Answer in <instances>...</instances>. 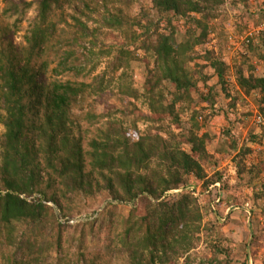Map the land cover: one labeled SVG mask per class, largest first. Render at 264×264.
<instances>
[{
	"label": "trees",
	"instance_id": "16d2710c",
	"mask_svg": "<svg viewBox=\"0 0 264 264\" xmlns=\"http://www.w3.org/2000/svg\"><path fill=\"white\" fill-rule=\"evenodd\" d=\"M248 1L232 5L248 8ZM2 3L0 264H188L204 236L212 256L199 264H254L264 204L250 210L249 252L247 243L213 236L229 208L241 211L264 195V181L254 184L264 179V150L238 148L223 129L215 155L208 151L213 136L205 130L220 94L235 108L239 94L230 95L238 88L264 122V75L252 64L230 65L220 56L225 45L218 53L207 47L214 33L227 42L225 0ZM238 17L240 32L249 17L244 10ZM25 21L18 48L10 29L17 33ZM254 41L246 40L245 61L255 54ZM258 63L264 66V56ZM111 98L100 112L99 101ZM232 151L234 185L222 171L206 169ZM218 191L226 195L215 202ZM56 210L67 221L89 211L95 217L69 225ZM88 238L104 258H87Z\"/></svg>",
	"mask_w": 264,
	"mask_h": 264
},
{
	"label": "rangeland",
	"instance_id": "374dc122",
	"mask_svg": "<svg viewBox=\"0 0 264 264\" xmlns=\"http://www.w3.org/2000/svg\"><path fill=\"white\" fill-rule=\"evenodd\" d=\"M232 1L236 0H225L224 9L225 12L229 15L230 23L228 27L225 29V33L227 34L226 43L225 41H220V38L217 36L216 33L210 36V41L208 42L207 47L213 50L215 53H218L219 49L225 45L223 48L224 51L221 52L223 59L229 62L230 65L234 67H238L244 65L246 68L248 64H252L256 66V72L260 75H264V66L258 63L259 57L264 56V47L262 46V42L264 41V21L262 20L264 17V0H247L248 8L245 7L244 3L237 2L236 5H232ZM2 0H0V10L3 7ZM243 10L245 15L249 17V22H244L240 24V32L236 31V24L239 22V13L242 14ZM33 16V11L31 10L27 14V18H31ZM245 20V19H244ZM4 22L2 17L0 16V23ZM13 22L10 20L9 24L11 25ZM247 25V26H246ZM27 21L23 22L18 32L16 33V29H10L11 41L13 42L15 47L21 48L24 46V37L27 33ZM248 36L254 38L255 46L257 47L255 50V54L250 56V60L245 61L248 53L246 52L245 45ZM53 66L50 67V70ZM51 75V74H50ZM138 75V74H137ZM211 76L210 84L215 85L217 79L215 76H212V71L209 72ZM233 84L236 83L235 74H233L231 78ZM235 91L231 93V97L236 96L235 93L239 94L238 102L236 103L235 108L230 107V99L227 98L224 94H220L217 98L216 104L214 105V113L215 116L211 120V126L207 128L205 131H210L211 135L213 136V142L208 147V151L210 154H214L215 149L219 148L220 140L226 138L223 135L222 130H229L230 135L233 136L238 141V148L242 145H246L247 147L253 148L256 152H260L263 150V139H264V130L262 127H259L254 121V115L257 112V108L253 105L252 99L250 97H245L241 90L234 87ZM109 105H112L113 99H103L99 101L97 108L100 112L104 111L108 108ZM139 107H142L139 103ZM143 111L145 109L142 107ZM76 115L79 114L78 110L74 111ZM81 125L84 129L88 127V123L81 122ZM139 129L142 131L144 126H139ZM253 132L254 138H248L250 132ZM3 132V128L0 125V134ZM236 151H232L231 157L224 158L223 155H216V159L218 161L217 165L211 166V168L206 167L208 173H212V169L220 170L224 173L225 177H227L230 181V184L234 185L236 180V172H235V165L232 161V157L236 155ZM215 155V154H214ZM254 161H256L254 159ZM215 162V159H214ZM264 179L259 178L256 183H263ZM253 184V185H254ZM219 186V185H217ZM197 193L200 192V188L195 186ZM247 192L249 194H253V191H248L247 189L243 190V193L246 195ZM221 195V196H220ZM226 192L218 191V198L216 197L215 202L219 200V197L224 198ZM109 201V200H108ZM106 202V201H105ZM105 202L101 206L102 207ZM216 204V203H215ZM264 204V195L261 201L254 205L253 202L249 201V203L242 208V210L238 211V209L232 207L227 210L224 214V218L229 216V219L224 222V219H219V224L216 229V232L213 236L217 235V232L222 235V237H226L228 242L233 243H247V252L250 251L251 243H252V234H251V227H250V217L251 211L254 210L255 212H259L260 207ZM96 207V208H97ZM216 208V207H215ZM95 209V208H94ZM122 210H126V208H122ZM92 210V209H91ZM251 210V211H250ZM249 211V212H248ZM250 213V215L248 214ZM249 215V217H248ZM95 217V212L89 211L86 215H81L76 218L80 219H90ZM222 217V218H223ZM249 218V220H248ZM75 219V218H74ZM260 224L262 228H264V219L260 217ZM203 243L199 244V246L191 251L188 255V264H199L200 262H206L207 260L211 259L212 251L209 247V237L204 236ZM223 247L226 248L227 243L222 244ZM86 256L90 258L99 254L104 258V252L101 246L94 245L91 240L88 238L86 240ZM255 250V258L254 264H264V230L262 231V237L259 241L255 244L252 248ZM101 258V257H100ZM220 258H224L223 255ZM106 259V258H105ZM99 258L97 259L98 262ZM243 259H237L233 264H241ZM101 259L100 262L101 263ZM111 264H121L117 260H114ZM178 264H186L185 260H180ZM246 264V263H244Z\"/></svg>",
	"mask_w": 264,
	"mask_h": 264
},
{
	"label": "built area",
	"instance_id": "2783aa9c",
	"mask_svg": "<svg viewBox=\"0 0 264 264\" xmlns=\"http://www.w3.org/2000/svg\"><path fill=\"white\" fill-rule=\"evenodd\" d=\"M250 37V36H248ZM254 121L258 126H264V122L262 120V118L259 116V114L256 112V114L254 115ZM263 150H264V139H263ZM49 206H52V204H48ZM56 215L58 216V219L61 223H65V224H69V225H74L75 223H77L78 221L81 220H86L85 219H80V218H75V219H70V220H64L61 218L59 211L56 210ZM249 264H252L251 260H249Z\"/></svg>",
	"mask_w": 264,
	"mask_h": 264
},
{
	"label": "crops",
	"instance_id": "0c3cea01",
	"mask_svg": "<svg viewBox=\"0 0 264 264\" xmlns=\"http://www.w3.org/2000/svg\"><path fill=\"white\" fill-rule=\"evenodd\" d=\"M249 212V211H248ZM249 215H250V213H248ZM249 215H248V217H249ZM248 220H249V218H248ZM252 262V261H251ZM248 264H249V262H248Z\"/></svg>",
	"mask_w": 264,
	"mask_h": 264
}]
</instances>
